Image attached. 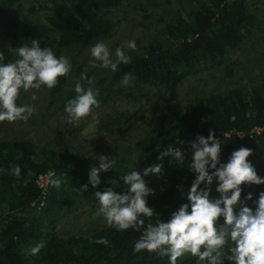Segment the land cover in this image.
<instances>
[{
	"label": "trees",
	"instance_id": "obj_1",
	"mask_svg": "<svg viewBox=\"0 0 264 264\" xmlns=\"http://www.w3.org/2000/svg\"><path fill=\"white\" fill-rule=\"evenodd\" d=\"M123 1L53 0L56 10L24 22L15 41L19 47L31 46L35 39L41 48L52 50L74 43L87 44L108 34L113 27L103 9L121 5ZM28 10L29 15L36 9L30 5ZM186 12L168 23L165 38L150 42L143 51L131 53V62L119 64L113 77L130 75L173 94L188 74L202 66L222 64L230 51L241 48L257 18L247 9V0H199L198 7H189ZM24 16H27L25 0H0V34L14 30ZM0 53L4 56L0 63L14 62L17 55L7 45L0 47ZM65 79L59 78L53 93L62 87ZM256 127H261L259 132L252 131ZM209 129L215 136L222 134L219 140L222 163H227L231 153L242 146L252 149L247 158L251 164L264 155V82L191 98L182 106L160 114L145 130L136 142L139 165L144 169L162 164L161 174H169L170 179L155 195L147 197V204L155 214L150 218L141 217L144 228L121 231L105 226L67 236L60 234L56 227L64 209L83 200H97L95 191L109 188L122 191L121 177L126 174L123 158L115 161L114 169L101 172V184L93 188L88 173L92 166L99 165L89 157L30 139H0V264H169L167 256L147 250L135 252L134 245L149 223L167 221L181 204L188 203L187 192L196 176L189 168L190 142L198 135L207 137ZM167 147L182 150L184 162L181 164L168 156L157 159ZM17 165L21 168L18 178L10 174ZM49 169H54L53 179H60L61 185L56 188L50 183L44 194L36 178ZM84 184L88 185L86 191L81 188ZM204 187L202 183L200 188ZM101 237L109 244L94 242ZM41 241L46 246L30 257L28 251ZM231 246L229 241L224 249L226 255L230 254ZM197 260L186 254L177 264H197ZM224 264L233 262L225 256Z\"/></svg>",
	"mask_w": 264,
	"mask_h": 264
},
{
	"label": "rangeland",
	"instance_id": "obj_2",
	"mask_svg": "<svg viewBox=\"0 0 264 264\" xmlns=\"http://www.w3.org/2000/svg\"><path fill=\"white\" fill-rule=\"evenodd\" d=\"M30 5L35 6L36 10L28 15ZM198 5L199 0H124L121 5L103 9V13L113 23L111 31L87 44L74 43L54 48L57 57L63 55L70 59L71 73L56 93L46 86L28 92L21 90L18 105H30L34 113L27 122L0 123V139H30L60 151L70 150L87 156L97 165L99 160L95 158L99 154L115 161L123 158L126 174L136 170L143 175V169L137 161L136 142L160 114L178 108L196 96L264 82V0H247V9L255 13L257 18L242 47L230 51L222 64L202 66L188 74L173 94L165 93L158 85L137 80L130 75L129 83L125 85V76L115 79L110 68L91 67L89 61L93 58L90 49L97 42H103L115 60V49L125 41L134 40L136 49L125 47V53L130 55L143 51L150 42L166 37L168 23L175 22L181 14H187L189 7L196 8ZM56 7L53 0H25L27 16L22 17L20 25L14 30L0 34V47L7 45L16 52L19 45L15 36L21 31L23 23L32 17L52 13ZM17 58L16 55L15 60ZM85 71L92 83L83 81L82 85L99 91L97 98L100 107L94 109L95 118L86 117L79 122V126H73L68 124V114L64 109L67 101L77 95L75 84L81 80V73ZM33 95L36 99L32 98ZM252 165L257 174L264 178V155L254 159ZM144 179L147 186L157 192L168 184L170 175L149 174ZM217 184L214 178L210 186V198L219 197ZM127 187L123 183L121 192L126 191ZM241 187V199L252 193L253 198L247 201V205L254 210L256 205L253 201L264 191V184H244ZM98 208L97 199L83 200L68 210L64 209L57 221V230L65 236L80 235L108 226L104 216L97 214ZM220 222H223V218Z\"/></svg>",
	"mask_w": 264,
	"mask_h": 264
},
{
	"label": "clouds",
	"instance_id": "obj_3",
	"mask_svg": "<svg viewBox=\"0 0 264 264\" xmlns=\"http://www.w3.org/2000/svg\"><path fill=\"white\" fill-rule=\"evenodd\" d=\"M135 50V41H125L115 49V60L108 46L97 42L90 49L91 67L110 68L115 72L119 64H129L131 57L124 48ZM18 58L14 62L0 63V122H27L34 113L30 105L17 104L20 92L31 89L39 90L42 86L52 89L59 83L60 77H67L72 71L69 58L57 57L52 49L41 48L35 39L31 46L22 45L16 48ZM4 60L0 53V61ZM81 80L92 83L86 71L81 73ZM81 80L75 84L76 96L67 101L64 111L68 114V124L79 126V122L89 116L95 118L94 109L100 107L99 91L92 87H83ZM130 77L125 75L123 83L127 85ZM33 99L36 96L33 95ZM192 150L191 171L196 173L190 190L187 192L188 203L181 204L178 210L171 213L167 221L157 220L149 223L140 238L135 242L134 251L147 250L159 256H167L169 264H177L178 259L186 254L197 257V264H224V258L233 264H264V191L259 193L253 203L255 209L247 205L252 200V193L241 199L242 185L264 184V178L257 174L256 169L247 159L252 149L240 147L231 153L227 163L220 161L221 144L215 138V132L209 129L207 137L198 135L190 142ZM165 156L183 163L184 152L167 147L159 153L157 159ZM99 166H92L88 173L89 183L96 188L101 184L100 173L114 169L115 160L109 156H96ZM36 160V157H33ZM162 164H154L139 171L132 170L121 179L128 186L124 192H116L109 188L95 191L99 201L98 215H103L106 223L117 230L144 228L145 221L141 217H152L155 210L148 206L147 197L155 195V190L148 187L144 177L150 173L159 175ZM214 170V171H210ZM10 174L20 177L21 168L17 165ZM214 178L218 181L216 192L219 197L210 198L211 185ZM204 188H200L201 184ZM52 186L59 188L60 179L51 180ZM86 191L87 184L81 186ZM190 209V210H189ZM238 209V210H237ZM223 218V222L220 220ZM229 253L225 246L229 244ZM95 243L108 245L103 237ZM46 246L45 241L37 243L27 254L37 255Z\"/></svg>",
	"mask_w": 264,
	"mask_h": 264
},
{
	"label": "built area",
	"instance_id": "obj_4",
	"mask_svg": "<svg viewBox=\"0 0 264 264\" xmlns=\"http://www.w3.org/2000/svg\"><path fill=\"white\" fill-rule=\"evenodd\" d=\"M261 129V127H256L255 129H252V131L256 130L257 132H259ZM229 134V133H226ZM215 138L217 140H220L222 138V134H218L215 136ZM54 169H49L46 172H40L36 178V182L38 184V186L42 189V192L45 194L48 191L49 188V184L51 182V178L54 174Z\"/></svg>",
	"mask_w": 264,
	"mask_h": 264
}]
</instances>
